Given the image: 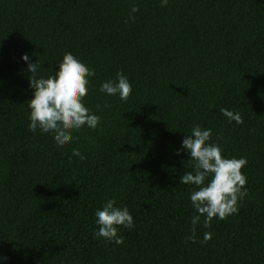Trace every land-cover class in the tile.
<instances>
[{
    "label": "trees",
    "instance_id": "trees-1",
    "mask_svg": "<svg viewBox=\"0 0 264 264\" xmlns=\"http://www.w3.org/2000/svg\"><path fill=\"white\" fill-rule=\"evenodd\" d=\"M65 52L94 70L84 103L100 121L61 148L28 129L21 56L47 77ZM117 71L132 85L127 100L99 91ZM196 124L224 155L246 158L248 195L226 219L205 227L201 217L193 242L195 186L180 184L191 162L175 150ZM111 198L134 218L121 244L92 235ZM0 255V264H264V0H0Z\"/></svg>",
    "mask_w": 264,
    "mask_h": 264
},
{
    "label": "clouds",
    "instance_id": "clouds-1",
    "mask_svg": "<svg viewBox=\"0 0 264 264\" xmlns=\"http://www.w3.org/2000/svg\"><path fill=\"white\" fill-rule=\"evenodd\" d=\"M160 5L167 6L168 0H159ZM138 6L133 3L128 19H134ZM127 22V20L125 21ZM21 59L27 64L31 73L30 87L33 89L32 98L27 102L29 108L28 129L41 133H51L55 144L63 148L74 137V130L87 127L97 129L100 116L95 114L84 103V98L91 85L90 77L95 75L82 59L71 52H65L59 60V67L54 75L39 76L38 60L24 53ZM99 91L109 96H118L127 100L132 92V85L122 71H117L114 78H109L99 85ZM220 112L229 122L243 123L239 111L221 108ZM181 140L180 148L175 152L179 155L186 150L190 159L191 171H185L180 177V184L194 185L189 193V200L195 214L190 217L191 234L187 240L195 242L196 226L201 222L209 226L213 218L223 220L234 215L239 210V201L248 195L246 175L241 171L246 165L244 157H228L218 143L210 142L211 129L194 125ZM72 155L83 160L78 148L72 149ZM95 224L93 238H103L109 243L121 244L124 237L119 234L120 228L134 227V218L127 206L117 205L115 198L107 199L94 212ZM212 233L204 232L203 240L211 238ZM5 255H0V261H6Z\"/></svg>",
    "mask_w": 264,
    "mask_h": 264
}]
</instances>
